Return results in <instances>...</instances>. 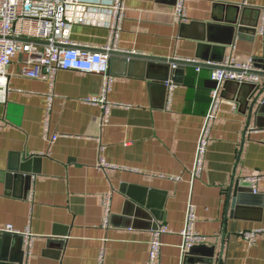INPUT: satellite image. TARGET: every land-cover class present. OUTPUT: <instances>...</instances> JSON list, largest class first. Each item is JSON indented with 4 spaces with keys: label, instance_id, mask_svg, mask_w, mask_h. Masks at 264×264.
I'll list each match as a JSON object with an SVG mask.
<instances>
[{
    "label": "crops",
    "instance_id": "0c3cea01",
    "mask_svg": "<svg viewBox=\"0 0 264 264\" xmlns=\"http://www.w3.org/2000/svg\"><path fill=\"white\" fill-rule=\"evenodd\" d=\"M176 3L124 0L126 15L116 43L119 50L166 60L212 62L206 51L198 58V39L206 28L202 23L222 20L217 38L223 42L231 38L232 43L226 46L224 59L253 60L264 72V0H184L182 22L175 20ZM244 6L252 9L245 13L247 22L257 15L254 8L261 13L256 30H242L239 35L238 24L235 33L225 26H229L226 21L244 14ZM68 12L71 41L94 48L107 44V11L79 6ZM80 16L84 21H77ZM177 64L180 67L169 76L176 86L168 110L162 77L151 69L142 75L139 69L129 74L116 58L109 64L114 83L107 98L118 105L111 108L107 121L100 106L84 101L101 92V74L63 69L52 86L47 79L20 76L16 66L11 69L12 91L6 102H0V224L35 234L29 256L23 244L25 263L149 264L151 231L163 225L170 232L162 235L159 264H208L210 257L213 264H264V232L252 244L240 234L264 228V178L258 179L256 193L245 180L264 175V113L259 118L255 112L252 115L250 104L244 101L245 90L223 86L205 170L200 178L192 179L196 146L215 83L212 66L204 64L197 70L193 63ZM160 71L168 74L164 66ZM51 92L49 134L59 135L55 141L44 134ZM31 156L38 161L31 163L28 189L25 180L14 175L17 171L11 179L7 174L14 162ZM101 158L122 168H99ZM240 179L252 191L238 193L232 205L230 186ZM123 183L147 189L144 201L149 208L144 211L149 217L137 213L140 204L134 201L132 214L123 213ZM109 192L113 216L105 225L103 201ZM190 204L195 229L205 241L187 255L189 250L182 251L180 231ZM159 212L162 220L155 217Z\"/></svg>",
    "mask_w": 264,
    "mask_h": 264
},
{
    "label": "built area",
    "instance_id": "2783aa9c",
    "mask_svg": "<svg viewBox=\"0 0 264 264\" xmlns=\"http://www.w3.org/2000/svg\"><path fill=\"white\" fill-rule=\"evenodd\" d=\"M102 9L109 13L108 23L109 37L107 44L94 48L88 44H77L68 36V14L69 10L77 7ZM175 20L182 22L186 18L184 0H177L175 6ZM126 11L124 0H110L91 2L88 0H0V102H6L8 93L12 91L9 80L16 66V73L25 78L47 79L54 85V78L59 70L85 71L101 74L103 87L98 95L87 96L84 101L88 104L100 106L103 110V118L107 121L111 108L118 104L107 98L108 92L114 83L109 72V59L111 52L119 50L116 46L120 32L122 31ZM78 22L84 21L80 16ZM264 36V26L261 28ZM181 63H193L200 70L204 65L202 62L191 59H176ZM211 78L215 86L211 89V103L205 115L201 133L197 142V150L191 171L192 179L200 178L205 170V161L209 150V142L212 126L218 116L222 103V89L227 81L240 83L262 84L261 69L253 60L239 62L232 57L225 58L220 63H211ZM172 63V68L177 67ZM176 83L172 78L166 82V109L169 110L172 103V94ZM54 93L48 95V114L44 134L46 139L55 141L58 134H49V112L52 105ZM99 168L118 169L121 166L110 164L105 158L98 163ZM173 180H179V176H171ZM170 178V179H171ZM264 175H253L245 178L252 185L256 193L258 179ZM111 196L109 192L103 203L105 205V225L109 223L111 214ZM187 221L180 235L183 237L182 251L184 254L195 245L202 244L205 236L195 229V213L192 204L189 205ZM149 246V264H159L161 248L163 245L162 235L170 232L167 226L160 225L151 231ZM264 228L252 229L240 232L249 243H254ZM20 234L24 239V254L29 256L33 249L35 234L29 229L21 231L12 224H0L1 234ZM102 255V253H101ZM103 257V255H102Z\"/></svg>",
    "mask_w": 264,
    "mask_h": 264
},
{
    "label": "water",
    "instance_id": "95a60500",
    "mask_svg": "<svg viewBox=\"0 0 264 264\" xmlns=\"http://www.w3.org/2000/svg\"><path fill=\"white\" fill-rule=\"evenodd\" d=\"M236 11H240V6L234 7ZM244 14L242 16L239 15L236 17H233L232 20L226 21V24L229 26H225L230 28L234 33L236 32V27L238 24L239 29H237L238 34L240 35V32L242 30H248L254 32L256 30L257 22L260 17L261 10L258 8H254L256 10L257 15H255V18L251 19L249 22L248 19H246L245 13L247 11H252L250 7H242ZM253 13V12H252ZM221 20V19H219ZM247 20V21H246ZM222 23V20L218 22V20H215V22H209V23H202L204 26H206L205 31L203 32L202 36L198 39L199 40V46H198V52L199 56L198 58H202V53L204 51L207 52L208 57L212 62L219 63L223 61L225 56V50L226 46L232 44L231 38L223 41H220L217 38L216 29L219 27L224 26ZM194 24V23H193ZM201 24V25H202ZM218 24V25H217ZM186 26V24H182L181 27ZM116 58H119L122 60V63L126 68L128 69L129 74H133V71L141 72L139 74H143L146 69L152 71V73H156L157 76H161L165 82L168 81L170 72L173 70L172 63H181L180 61H177L176 59H163L156 56H148L143 55L139 53H131V52H125L121 50H115L111 52V57L109 59V63L113 64V61H115ZM211 62V63H212ZM203 64H207L203 62ZM209 65V64H207ZM163 66L168 70V74L166 75V72L164 74H161L160 68L162 69ZM180 67V66H179ZM178 67V68H179ZM178 68H174V71H177ZM153 75V74H152ZM163 75V76H162ZM261 75H264V72L261 71ZM229 84L235 85L239 87L241 90H245L246 100L245 104H250V112L257 115V118H259L260 114L264 113V86L262 84H252V83H240L235 81H227L224 86H227ZM166 87V86H165ZM255 110V111H254ZM251 116V115H250ZM33 161H38V157L31 156V158H25L23 161H16L13 163V165H10L8 167L9 173L7 174V177L9 179L14 178V175L19 179H24L26 182V187L29 189L32 175L30 170L31 163ZM14 171H17L18 174H14ZM14 174V175H13ZM123 186L121 187V191L126 195L125 205L123 213L125 215L132 214L133 209V203L138 202L140 204V207L137 208V213L144 215L146 217H149L144 211V208H149V205L146 204L145 195H146V188L139 186V185H128L123 183ZM252 191V188L250 187V184L243 182L242 179L240 180H234L232 185L230 186V204L235 205L237 202V199L235 197L239 195L241 192H247ZM239 193V194H238ZM161 213L155 214V217L157 219L162 220ZM113 215L110 214L109 218H111ZM158 225L155 226L157 228ZM23 241L22 235L20 234H1L0 235V264H27L25 263L24 257H23ZM196 245L190 248L189 252H187L189 255L190 252H193L196 249ZM210 262L208 264H213L214 260L210 257Z\"/></svg>",
    "mask_w": 264,
    "mask_h": 264
}]
</instances>
